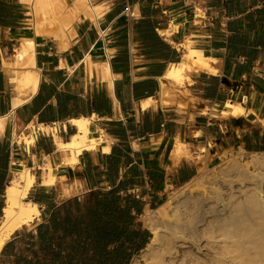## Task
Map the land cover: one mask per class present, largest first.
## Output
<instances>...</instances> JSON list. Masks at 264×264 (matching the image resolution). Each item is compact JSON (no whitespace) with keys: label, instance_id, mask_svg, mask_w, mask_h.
I'll use <instances>...</instances> for the list:
<instances>
[{"label":"crops","instance_id":"0c3cea01","mask_svg":"<svg viewBox=\"0 0 264 264\" xmlns=\"http://www.w3.org/2000/svg\"><path fill=\"white\" fill-rule=\"evenodd\" d=\"M231 1V2H230ZM108 9L97 22L75 24L74 40L60 50L51 37L36 34L33 8L19 0H0V118H7L0 136V220L6 190L18 170L37 174L50 163L54 186H42L43 174L29 194L45 190L38 205L42 221L62 203L92 193L116 192L122 206L135 203V222L149 233L141 216L155 209L165 192L184 186L209 168L222 146L264 145V50L252 63L228 51L231 37L249 32L264 8L262 0H98ZM167 32L168 34H164ZM264 37V23L250 32ZM35 42L39 87L21 104L17 74L8 51L24 40ZM187 47L198 50L216 69L186 71L187 101L166 96L161 79L173 65L187 66ZM17 48V47H16ZM108 64L109 72L101 65ZM152 100L148 107L143 103ZM240 104L246 114L232 117L227 103ZM91 120L90 137L103 139L85 151L75 167L57 150L55 137L67 142L76 133L71 120ZM49 127L51 132L41 130ZM55 130V132H54ZM25 132L35 138L29 146L14 139ZM188 151L176 158L177 145ZM109 152H104V147ZM58 187V188H57ZM70 192L67 194V192ZM36 204V203H35Z\"/></svg>","mask_w":264,"mask_h":264},{"label":"bare ground","instance_id":"6f19581e","mask_svg":"<svg viewBox=\"0 0 264 264\" xmlns=\"http://www.w3.org/2000/svg\"><path fill=\"white\" fill-rule=\"evenodd\" d=\"M30 6L36 16V34L51 37L60 50L66 49L74 40L75 24L83 19L97 22L102 19L107 7L92 0H19ZM168 34L167 32H163ZM34 40H24L15 50L14 61L6 63L17 74V92L21 104L36 94L40 77L35 70L36 52ZM187 66L173 65L161 79L166 96H175L187 101L186 71L195 68L216 69L211 60L198 50L187 47ZM109 72L108 64L101 65ZM152 100L144 102L148 107ZM223 115L243 116L246 110L232 102ZM76 133L67 142L55 137L57 150L68 154L66 164L75 167L85 151H94L103 139H94L91 120L81 117L71 120ZM7 118H0V136L5 133ZM49 127L42 126L47 131ZM27 146L35 143L34 137L19 138ZM109 152V147H104ZM187 156L188 151L177 145L176 158ZM244 151L238 157L224 158L222 166L214 169L211 177L199 174L188 188L172 194L159 208L161 221L150 227L152 238L133 264H264V152L254 153L243 162ZM42 186L51 187L57 182L53 166H44ZM37 183L31 168H24L6 190V206L0 220V253L15 233L31 226L41 216L37 204L29 200V194ZM187 187V186H186Z\"/></svg>","mask_w":264,"mask_h":264},{"label":"trees","instance_id":"16d2710c","mask_svg":"<svg viewBox=\"0 0 264 264\" xmlns=\"http://www.w3.org/2000/svg\"><path fill=\"white\" fill-rule=\"evenodd\" d=\"M131 4L137 0H128ZM216 1V0H212ZM264 2V0H262ZM231 2V1H230ZM257 15L249 32L231 37L228 51L245 59L248 64L264 50V37L253 40L250 32L264 23V8ZM261 150L263 146H247L246 150ZM45 190L33 201L45 204ZM52 210L50 219L35 230L23 228L15 233L0 253V264H132L150 242L149 233L135 222V203L122 206L116 192L92 193L86 200H68Z\"/></svg>","mask_w":264,"mask_h":264},{"label":"rangeland","instance_id":"374dc122","mask_svg":"<svg viewBox=\"0 0 264 264\" xmlns=\"http://www.w3.org/2000/svg\"><path fill=\"white\" fill-rule=\"evenodd\" d=\"M68 1V4L69 5H72V3H73V0H67ZM98 0H92V2L93 3H95V2H97ZM17 48H18V46H16ZM14 48V49H12L11 51H8V56L9 57H13L14 55H15V50L17 49V48ZM45 132H53V131H51L50 129L49 130H47V131H45ZM54 132H55V130H54ZM25 138V137H31L30 135H28L27 133H25V132H20V134L14 139V142H15V144H16V146H26L27 147V145H26V143H25V141L23 140L22 141V139H20L19 140V138ZM240 151H244V158H243V162H246L254 153H256V152H264V151H261V150H246V148H245V146H243V145H238V146H235V147H231V146H229V145H226V146H222L220 149H219V151H218V156L216 157V160L213 162V164L209 167V168H206V169H204V170H202L201 172H200V174L201 175H203V177H206V178H209V177H211V175L213 174V172H214V169L215 168H217V167H220V166H222L223 165V163H224V161H225V159L224 158H226V157H230V158H232V156H235V157H238V153L240 152ZM19 172H20V170H18V174H19ZM33 173H35V175H38L39 177H40V175H42L43 174V176H45V170L44 169H42V171H40V173L39 174H37V170H34L33 171ZM18 174H16L15 175V177L18 175ZM14 177V178H15ZM198 177V176H197ZM189 184V183H188ZM187 186V187H186ZM58 188V187H57ZM187 189L188 188V185L186 184V185H184V186H178V187H174V188H170V189H168L166 192H165V194H164V196H163V200L161 201V202H159V204H158V206L154 209V210H157V212H158V218L157 219H155V220H148V222L146 223V227H147V229L151 232V230H150V227H151V225H152V223L154 222V221H161V217H162V215H161V211H159V208L168 200V198L172 195V194H174V193H179V192H181L182 190H184V189ZM68 193H70L69 191L67 192V194ZM30 200V199H29ZM31 201V200H30ZM148 213V212H147ZM39 219L40 220H38L37 221V223H40L41 221H42V217L40 216L39 217ZM35 226H36V224H32L31 226H27V227H25V228H27V229H33V228H35ZM151 238H152V233H151ZM150 241H151V239H150ZM140 254H141V252L139 253V255H137V257H139L140 256ZM133 262V261H132ZM133 264V263H132Z\"/></svg>","mask_w":264,"mask_h":264},{"label":"built area","instance_id":"2783aa9c","mask_svg":"<svg viewBox=\"0 0 264 264\" xmlns=\"http://www.w3.org/2000/svg\"><path fill=\"white\" fill-rule=\"evenodd\" d=\"M158 218V212L157 210H150L148 213H145L141 216L142 222L146 224L148 220H155Z\"/></svg>","mask_w":264,"mask_h":264}]
</instances>
